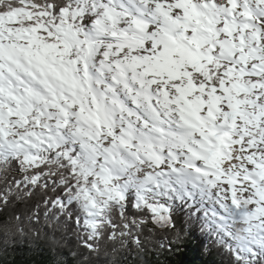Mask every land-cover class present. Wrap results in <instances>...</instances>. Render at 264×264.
Wrapping results in <instances>:
<instances>
[{
	"label": "snow or ice",
	"instance_id": "obj_1",
	"mask_svg": "<svg viewBox=\"0 0 264 264\" xmlns=\"http://www.w3.org/2000/svg\"><path fill=\"white\" fill-rule=\"evenodd\" d=\"M0 173L93 252L178 206L264 264V0H0Z\"/></svg>",
	"mask_w": 264,
	"mask_h": 264
},
{
	"label": "trees",
	"instance_id": "obj_2",
	"mask_svg": "<svg viewBox=\"0 0 264 264\" xmlns=\"http://www.w3.org/2000/svg\"><path fill=\"white\" fill-rule=\"evenodd\" d=\"M2 176L0 189L6 186ZM52 195L33 189L29 194H13L6 204L0 201V264H228L226 248L202 232L201 222L190 220L178 206L175 230L165 232L148 223L140 235L142 247L116 245L113 253L114 245L105 236L95 242L98 251L93 252L84 246L83 233L73 218L60 216L56 223L50 205L45 204Z\"/></svg>",
	"mask_w": 264,
	"mask_h": 264
},
{
	"label": "rangeland",
	"instance_id": "obj_3",
	"mask_svg": "<svg viewBox=\"0 0 264 264\" xmlns=\"http://www.w3.org/2000/svg\"><path fill=\"white\" fill-rule=\"evenodd\" d=\"M239 227H240V226H239V225H237V230L239 229Z\"/></svg>",
	"mask_w": 264,
	"mask_h": 264
},
{
	"label": "water",
	"instance_id": "obj_4",
	"mask_svg": "<svg viewBox=\"0 0 264 264\" xmlns=\"http://www.w3.org/2000/svg\"><path fill=\"white\" fill-rule=\"evenodd\" d=\"M158 228V227H157Z\"/></svg>",
	"mask_w": 264,
	"mask_h": 264
}]
</instances>
